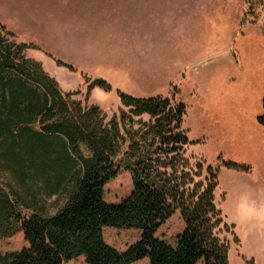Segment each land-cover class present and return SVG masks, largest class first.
<instances>
[{"label":"rangeland","instance_id":"374dc122","mask_svg":"<svg viewBox=\"0 0 264 264\" xmlns=\"http://www.w3.org/2000/svg\"><path fill=\"white\" fill-rule=\"evenodd\" d=\"M0 24L14 32L9 37L13 42L34 45L26 57L40 63L64 94H73L72 100L99 107L106 123L129 111L119 92L184 103L183 130L192 142L187 155L205 169L218 170L217 202L235 226V190L242 182L236 175L243 172L225 168L224 162L264 175V126L258 122L264 115V0H0ZM212 58L216 61L208 63ZM95 80L112 90L89 92ZM35 128L41 130L40 125ZM81 151L91 156L84 145ZM28 183L0 163V191L22 214L53 215L65 203L66 197ZM132 191V177L122 168L107 185L105 199L119 203ZM184 229L177 212L157 237L175 245ZM104 233L107 243L120 251L142 236L134 229L106 228ZM225 236L231 243V264H263L260 257L245 253L236 227L235 235ZM26 245L22 232L7 237L0 231L3 253ZM65 264L88 263L80 257Z\"/></svg>","mask_w":264,"mask_h":264},{"label":"trees","instance_id":"16d2710c","mask_svg":"<svg viewBox=\"0 0 264 264\" xmlns=\"http://www.w3.org/2000/svg\"><path fill=\"white\" fill-rule=\"evenodd\" d=\"M10 36L14 32L0 24V163L22 182L66 200L53 215L26 216L0 191V231L7 237L22 232L27 244L0 251V264H65L80 257L88 264L146 259L149 264H231L225 235H235V226L217 202L218 170L187 155L192 142L183 130L185 104L119 92L129 111L106 123L99 107L72 100L40 63L26 57L34 45L17 44ZM96 87L112 90L95 80L89 92ZM258 122L264 126V115ZM83 145L90 157L83 155ZM224 166L251 172L232 161ZM122 168L132 177L133 191L109 203L105 189ZM30 201L35 204L37 196ZM177 212L185 229L171 245L157 234ZM106 228L139 230L142 236L120 251L107 243Z\"/></svg>","mask_w":264,"mask_h":264},{"label":"crops","instance_id":"0c3cea01","mask_svg":"<svg viewBox=\"0 0 264 264\" xmlns=\"http://www.w3.org/2000/svg\"><path fill=\"white\" fill-rule=\"evenodd\" d=\"M235 190V227L245 253L261 258L264 264V175L242 173ZM228 224L230 222H227Z\"/></svg>","mask_w":264,"mask_h":264},{"label":"water","instance_id":"95a60500","mask_svg":"<svg viewBox=\"0 0 264 264\" xmlns=\"http://www.w3.org/2000/svg\"><path fill=\"white\" fill-rule=\"evenodd\" d=\"M213 60L216 61V59H213V58L212 59H209L207 61H208V63H211V62H214Z\"/></svg>","mask_w":264,"mask_h":264}]
</instances>
